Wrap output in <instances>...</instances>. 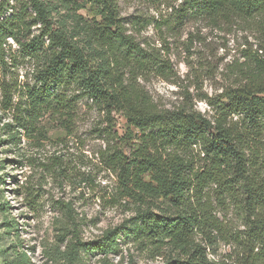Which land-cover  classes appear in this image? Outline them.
<instances>
[{
  "label": "trees",
  "instance_id": "trees-1",
  "mask_svg": "<svg viewBox=\"0 0 264 264\" xmlns=\"http://www.w3.org/2000/svg\"><path fill=\"white\" fill-rule=\"evenodd\" d=\"M87 4L95 7L91 19L78 12ZM170 5L175 25L190 18L251 20L264 13V0H181ZM1 9L0 144L6 141L4 132L18 143V127L33 133L50 111L69 121L76 97H87L104 110L111 128V114L117 112L127 119L131 138V127L140 132L132 156L116 146L103 155L113 171L119 170L123 194L140 204L136 215L122 231H108L101 241L71 238L60 252L65 258L78 260L81 252H117L122 233L145 251L168 250L172 256L166 264H264V167L258 162L260 152H253L256 141L264 142L263 55L249 54L240 78L209 100L214 111L209 118L193 108L172 111L154 103L138 74L167 76L170 66L128 33L118 0H21L10 16ZM39 23L41 33L27 41L32 26ZM9 39L42 61L32 84L6 79L13 58ZM70 89L79 94L68 97ZM1 111L13 112L15 124L4 123ZM194 146L204 154L201 166L185 155ZM4 177L0 175V181L5 182ZM213 184L220 187L219 203L232 201L243 219V230L230 234L240 249L235 261L214 262L202 243L204 238L212 244L214 234L224 232L223 221L204 195ZM28 193L32 206L34 194ZM66 207L71 216L70 204ZM8 208L7 202L0 206L5 214ZM13 221L4 218L1 236L17 230ZM3 261L27 264V255L22 252L18 263Z\"/></svg>",
  "mask_w": 264,
  "mask_h": 264
},
{
  "label": "rangeland",
  "instance_id": "rangeland-1",
  "mask_svg": "<svg viewBox=\"0 0 264 264\" xmlns=\"http://www.w3.org/2000/svg\"><path fill=\"white\" fill-rule=\"evenodd\" d=\"M20 1L0 0V12L3 8L4 16H10L19 9ZM180 2L118 0L128 33L144 48L155 50L170 66L167 76L149 72L138 74L137 80L158 108L172 111L193 108L213 118L209 100L240 78L249 54L264 56V13L251 20L230 18L213 22L190 18L182 25H175L170 4ZM94 10L92 4H87L78 12L91 19ZM41 30V23L32 26L26 40L30 41ZM44 40L45 48L48 41ZM9 43L13 58L9 60L6 79L32 84L42 61L28 56L13 39ZM66 93L68 97L79 94L74 89ZM1 102L0 89V107ZM111 116L113 128L107 113L91 99L76 97L69 121L66 116L50 111L33 133L18 127L21 132L18 143L9 141L3 133L6 141L0 144L3 167L0 175L5 176V182L0 181V206L7 202L9 208L7 214L0 209V223L8 217L14 220L17 230L0 235V264L6 259L18 263L22 252L27 255V264H166L172 256L168 250L161 254L145 251L122 233L117 239V252H81L78 260L60 253L75 236L85 242L101 241L108 231H122L140 205L123 194L119 170L113 171L103 157L108 147L114 146L132 156L140 144V132L131 127V138L125 116L117 112ZM3 122L15 124L13 112L3 113ZM254 151L260 152L258 162L264 167V142L256 141ZM185 155L195 160L196 166L203 164L204 154L199 146ZM219 190L216 184L204 190L205 198L224 224V232L215 233L212 244L202 239L209 257L216 263L236 260L240 249L230 234L243 230L241 212L228 199L220 204ZM28 192L34 194L32 206L28 205ZM68 204L72 208L71 216ZM4 230L2 225L0 233ZM4 248L6 253L2 252Z\"/></svg>",
  "mask_w": 264,
  "mask_h": 264
}]
</instances>
